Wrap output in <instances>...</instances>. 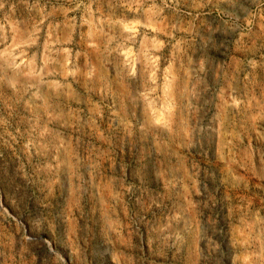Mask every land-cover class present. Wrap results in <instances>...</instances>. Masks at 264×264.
<instances>
[{
    "label": "rangeland",
    "instance_id": "obj_1",
    "mask_svg": "<svg viewBox=\"0 0 264 264\" xmlns=\"http://www.w3.org/2000/svg\"><path fill=\"white\" fill-rule=\"evenodd\" d=\"M0 264H264V0H0Z\"/></svg>",
    "mask_w": 264,
    "mask_h": 264
}]
</instances>
